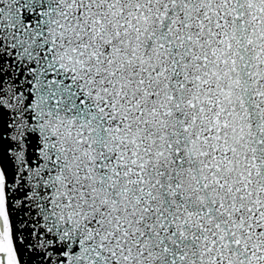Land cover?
Masks as SVG:
<instances>
[{
    "label": "snow or ice",
    "instance_id": "6c2138e0",
    "mask_svg": "<svg viewBox=\"0 0 264 264\" xmlns=\"http://www.w3.org/2000/svg\"><path fill=\"white\" fill-rule=\"evenodd\" d=\"M0 264H264V0H0Z\"/></svg>",
    "mask_w": 264,
    "mask_h": 264
}]
</instances>
